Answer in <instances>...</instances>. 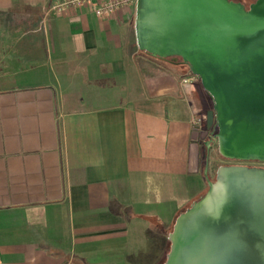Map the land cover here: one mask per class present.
<instances>
[{"label": "crops", "instance_id": "obj_1", "mask_svg": "<svg viewBox=\"0 0 264 264\" xmlns=\"http://www.w3.org/2000/svg\"><path fill=\"white\" fill-rule=\"evenodd\" d=\"M66 1L0 0V264H162L212 176L210 97L140 49L137 4Z\"/></svg>", "mask_w": 264, "mask_h": 264}, {"label": "water", "instance_id": "obj_2", "mask_svg": "<svg viewBox=\"0 0 264 264\" xmlns=\"http://www.w3.org/2000/svg\"><path fill=\"white\" fill-rule=\"evenodd\" d=\"M136 34L142 51L180 58L200 78L213 102L208 152L216 143L224 158L264 163V0H137ZM205 175L163 264H264V166Z\"/></svg>", "mask_w": 264, "mask_h": 264}, {"label": "built area", "instance_id": "obj_3", "mask_svg": "<svg viewBox=\"0 0 264 264\" xmlns=\"http://www.w3.org/2000/svg\"><path fill=\"white\" fill-rule=\"evenodd\" d=\"M76 2V3H81V2H92V8L94 13L102 18H106L109 16H112L118 11H122L125 9H131V6L133 4H137V0H67L66 2L57 5V9H63L64 6L69 4V2ZM194 124H196L197 127L200 129H207L210 131V129L207 128L206 125V118L204 117H197L194 119ZM211 136H212V131H211Z\"/></svg>", "mask_w": 264, "mask_h": 264}, {"label": "rangeland", "instance_id": "obj_4", "mask_svg": "<svg viewBox=\"0 0 264 264\" xmlns=\"http://www.w3.org/2000/svg\"><path fill=\"white\" fill-rule=\"evenodd\" d=\"M237 1H239V0H237ZM250 3L251 2L249 0L246 2L247 5H249ZM185 66H187V65H185ZM210 100H211V106L213 107L212 99L210 98ZM212 149H213V157H214V160L212 162V176H211L212 179H215L216 171H217L218 167L220 165H223V164H243V165L264 166V163L263 162H259V161H239V160H233V159L224 158L219 153L218 146H217L216 143L213 145ZM169 248H170V246H169Z\"/></svg>", "mask_w": 264, "mask_h": 264}, {"label": "trees", "instance_id": "obj_5", "mask_svg": "<svg viewBox=\"0 0 264 264\" xmlns=\"http://www.w3.org/2000/svg\"><path fill=\"white\" fill-rule=\"evenodd\" d=\"M239 1H242L243 3H245L246 4V2L248 1V0H239ZM250 2H252V1H254V0H249ZM247 5V4H246ZM146 53V52H145ZM148 54V53H147ZM157 59H161V58H157ZM161 60H164V61H169V62H172V63H182V61H181V59L179 58L178 60H174V59H172V58H167V59H161ZM182 64H184V63H182ZM211 108H212V106H211ZM210 131H212V130H210ZM215 132H216V130H215ZM170 249V248H169Z\"/></svg>", "mask_w": 264, "mask_h": 264}]
</instances>
